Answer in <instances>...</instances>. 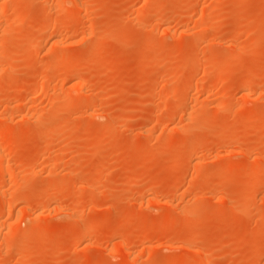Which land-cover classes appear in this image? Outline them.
Returning a JSON list of instances; mask_svg holds the SVG:
<instances>
[{
  "label": "rangeland",
  "instance_id": "374dc122",
  "mask_svg": "<svg viewBox=\"0 0 264 264\" xmlns=\"http://www.w3.org/2000/svg\"><path fill=\"white\" fill-rule=\"evenodd\" d=\"M0 149V264H264V0H0Z\"/></svg>",
  "mask_w": 264,
  "mask_h": 264
},
{
  "label": "bare ground",
  "instance_id": "6f19581e",
  "mask_svg": "<svg viewBox=\"0 0 264 264\" xmlns=\"http://www.w3.org/2000/svg\"><path fill=\"white\" fill-rule=\"evenodd\" d=\"M59 12V11H58ZM65 20H66V18H65ZM67 22V21H66ZM67 24V23H66ZM61 27V26H60ZM58 29H59V27H58ZM60 30V29H59ZM80 84V83H79ZM247 84V83H246ZM29 88V86L28 85H24L23 86V88L21 89V90H26V89H28ZM35 88V87H34ZM33 88V89H34ZM40 90H41V88L39 87V88H36V89H34L33 90V93L35 92V93H38V95H39V92H40ZM34 95V94H33ZM181 100V99H180ZM178 102V101H177ZM177 104V103H176ZM7 148H8V146H7ZM5 151V150H4ZM3 149H0V159H2L3 158ZM3 164V163H2ZM1 167L3 166V165H0ZM1 169V168H0ZM14 201V200H13ZM18 202V201H17ZM16 202V203H17ZM20 202V201H19ZM15 203V202H14ZM38 214V213H37ZM3 227V226H2ZM0 231H1V226H0ZM82 236V235H81ZM86 236V235H85ZM88 236V235H87ZM81 238V237H80ZM86 239V238H85ZM126 250H127V248H126ZM211 263V262H210ZM207 264V263H206Z\"/></svg>",
  "mask_w": 264,
  "mask_h": 264
}]
</instances>
